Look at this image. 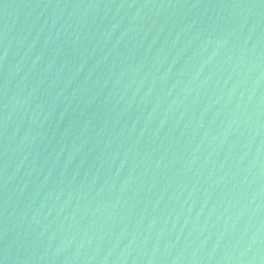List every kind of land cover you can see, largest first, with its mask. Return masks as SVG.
Here are the masks:
<instances>
[{
    "label": "water",
    "instance_id": "obj_1",
    "mask_svg": "<svg viewBox=\"0 0 264 264\" xmlns=\"http://www.w3.org/2000/svg\"><path fill=\"white\" fill-rule=\"evenodd\" d=\"M0 264H264V0H0Z\"/></svg>",
    "mask_w": 264,
    "mask_h": 264
}]
</instances>
